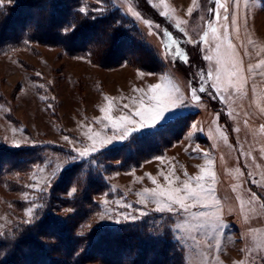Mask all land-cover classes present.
Returning a JSON list of instances; mask_svg holds the SVG:
<instances>
[{
	"label": "rangeland",
	"instance_id": "rangeland-1",
	"mask_svg": "<svg viewBox=\"0 0 264 264\" xmlns=\"http://www.w3.org/2000/svg\"><path fill=\"white\" fill-rule=\"evenodd\" d=\"M15 1L0 0V14ZM74 1L77 15L82 18L76 22L78 36L72 38L70 46L24 39V46L12 43L0 47V146L34 145L44 150L43 160L28 170L0 172V238L9 236L13 229L36 223L39 216L64 218L73 214L72 208L51 199L50 188L64 168L106 151V162L98 173L103 186L92 195L94 210L82 229H77L79 234L120 223H145L148 229H144V238L148 241L139 238L137 253L126 254L122 264L133 261L136 254H140L137 259L144 257L146 251L145 262L150 264H264V133L260 131L264 125V66L256 74L248 72V67L261 61L264 53L259 39L264 36V0H256L250 8L243 0L238 8L232 0H224L229 12L228 41L242 62L244 92L236 94L229 88L221 93L225 97L221 102L205 85L206 91L199 93V103L191 101V89L199 87L201 71L216 68L215 60L207 61L204 56L209 47H215V37H221L222 42L225 34L223 8L219 21L214 19L215 11H209L216 7L214 0H138L137 10L153 22V34L142 21L125 14L128 6L124 0ZM81 8L87 15L80 12ZM96 8L105 10L96 12ZM233 12L237 14L235 27L231 22ZM178 20L184 22L179 28ZM209 21L217 33H212ZM33 22L34 19L28 21L29 27L36 33L31 28ZM165 31L185 50L188 63L166 54ZM205 31L209 33L208 43H200ZM38 32H44V28L41 26ZM106 60L112 63L105 64ZM163 74H168L187 98L181 108L174 109L154 129L136 132L127 141H114L90 156H78V150L91 148L89 136L99 133L97 139H103L112 135L111 128H105L109 124L106 116L119 117L139 107L133 101H139L142 94L134 89H143L150 95V86L162 83ZM125 104L129 108H124ZM193 124L197 126L195 130ZM192 132L194 135L189 137ZM120 145L133 147L137 160L124 164L126 150L117 148ZM204 153L213 161L215 183L209 184L214 187L219 205L199 210L215 213L223 227L194 230L189 227L194 222L182 213L154 211L156 205L151 201L138 203L141 198L137 193L156 187L149 177L168 188L165 176L170 172V179L179 177L173 187H181L188 177L199 175L201 167L206 166ZM91 163L94 166L95 161ZM73 193L74 187H70L66 194L54 197L62 200ZM253 194L260 199L254 200ZM33 204L38 206L37 215L31 223H25L26 210ZM140 212L147 215L135 221L123 219L129 213ZM117 219L121 222L116 223ZM175 223L188 230L177 233ZM177 235L184 239L178 242ZM197 243L201 249L215 247L216 252L204 250V262L202 256H193L198 251L187 252L193 258L187 261L184 247L193 249ZM29 249L38 252L33 246ZM3 258L0 256V264ZM66 260L74 264V258ZM82 264L105 263L94 259Z\"/></svg>",
	"mask_w": 264,
	"mask_h": 264
},
{
	"label": "trees",
	"instance_id": "trees-1",
	"mask_svg": "<svg viewBox=\"0 0 264 264\" xmlns=\"http://www.w3.org/2000/svg\"><path fill=\"white\" fill-rule=\"evenodd\" d=\"M75 3L74 0L15 1L0 14V47L12 43L24 46V42L35 40L47 45L68 46L72 43L70 41H74L72 38L75 35L78 36L76 22L82 18H79V14L77 15L78 9ZM32 19L34 22L31 28L38 32L42 26L44 32L35 33L30 30L28 21ZM69 26H74L75 31L73 32ZM66 28H69V31H65ZM108 63L112 62L108 61L105 64ZM182 117L187 118L188 116L183 115ZM185 118L183 121L186 122ZM152 134L156 133L146 136L149 137ZM119 147L126 150L123 152L125 154L122 159L124 164L137 160L138 155L133 147L120 145L117 148ZM136 150L139 149L136 147ZM105 153L107 152L96 153L87 162L81 161L61 171L50 188L51 199L57 204L72 208L73 214L64 218L51 214L39 216L36 223L13 229L11 233H8L9 236L0 238V256H4L1 264H69L66 260L69 257L74 258V264H82L94 259L105 264H122L126 254L137 253L139 238L144 239L145 242L148 241L144 238V229H148L145 223H120L112 227H99L88 234H79L77 231V229H82V224L88 220L90 212L94 210L92 195L98 191L100 185L103 186L98 173L102 171L101 165L106 162L103 158ZM120 156L122 158L123 154ZM43 158L44 150L34 145L14 148L0 146V172L13 168L25 171L33 164L41 162ZM93 161H95L94 166L91 163ZM4 165L7 166L4 168ZM70 187H74L72 195L62 200L54 197L56 194H66ZM29 246H33L39 253L36 252L37 255L33 253ZM145 254L144 257L141 256L138 259L137 256L140 254H136V258L128 264H144L148 258V252L146 251ZM150 263L145 262V264Z\"/></svg>",
	"mask_w": 264,
	"mask_h": 264
},
{
	"label": "snow or ice",
	"instance_id": "snow-or-ice-1",
	"mask_svg": "<svg viewBox=\"0 0 264 264\" xmlns=\"http://www.w3.org/2000/svg\"><path fill=\"white\" fill-rule=\"evenodd\" d=\"M151 3L152 0H149ZM161 3H164V0H160ZM232 2L239 7L240 0H232ZM124 3L127 4V12L125 14H130L133 18L142 21L146 27L149 29V34H153V22L145 18L141 11L138 9V0H124ZM243 3L246 8L252 7L256 0H243ZM216 5L215 9H209V11H215L214 19L219 21L220 9L224 10V29L225 34L222 38L216 36L215 47H209L206 51L204 59L207 61L215 60L216 68L208 69L207 73L201 71L200 84L199 87H193L191 89V101L194 103L200 102L199 93H204L206 91L205 85H209L217 96L220 97L221 102L225 101V97L221 94L222 92H227L229 88H232L234 93L243 94L244 84L246 79L243 76V67L242 62L236 58V53L234 51V46L228 41V23L229 12L224 0H214ZM105 9L96 8L94 11L103 12ZM80 12L87 15V11L84 8L80 9ZM189 14H191L192 9L189 8ZM161 15H167V13H161ZM232 26L235 27L237 24V14L232 13ZM119 23V22H117ZM184 23L183 21H177L176 27L179 28L180 25ZM209 28L212 33H217V28L212 25V21L208 22ZM72 31H75L74 26H69ZM160 25H155V28H159ZM69 28H66L65 31H68ZM209 33L205 31L201 36L200 43H208ZM163 38L167 40L166 43H163V47L167 55L173 57V59H182L184 63H188L187 54L184 49L178 46V42L172 38L171 33L165 31L163 33ZM192 42V41H190ZM251 42V41H250ZM224 44L227 47H224ZM175 46V47H173ZM264 66V60L259 61L254 67L249 66L248 72L256 74L257 70L261 69ZM264 75V73H261ZM162 83H158L150 86L149 93L150 95L145 94L143 89H134V91L140 92L141 98L139 101H133L138 103L139 107H136L134 110H131L128 113H124L119 117H110L106 116L105 118L109 120V124L105 128H111L112 135L105 136L103 139H97L99 133L95 136H89L88 139L92 141L91 148H85L83 151L78 150V156L84 158L90 156L93 152H99L102 148L113 143L114 141H127L132 138L133 134L140 132L142 130H150L158 127L161 122L168 119V116L172 114L174 109L181 108L186 102L187 98L182 94L180 88L175 84L174 80L168 75L163 74ZM254 94H255V90ZM107 99V98H105ZM228 100H231V96L227 97ZM124 108H129V105H123ZM101 112H106V109H101ZM102 122V121H101ZM215 123V121H214ZM247 123V122H245ZM196 125L193 124L192 128L195 130ZM202 130V129H201ZM239 131V129H235ZM260 131L264 133V125L260 126ZM194 135V132L189 133V137ZM221 136L223 133L221 132ZM67 140L68 138L65 137ZM226 140V138H225ZM99 143L100 147H97ZM196 149H194L195 151ZM206 158L208 157L207 153L203 154ZM245 155V153H242ZM73 160L76 157L72 158ZM157 159H162L157 157ZM213 161L210 158H207L206 166L201 167L200 174L194 177H188L185 181L182 182L181 187H173L176 181L179 180V177L172 176L170 172L169 175L165 176V181L168 184V188H164L157 184L155 179H151V182L156 185L152 189L145 188L142 192L137 193V196L141 199L138 200V203H144L145 201H151L156 205L154 211L157 212H169V213H182L183 216H187L194 223L190 224L189 227L194 230H199L205 226H214V227H223V224L219 223V217L215 213H208L205 211H200L199 209L203 208H217L219 201L217 200L214 192V187L209 184V181L212 184L215 183V173L211 170ZM163 174V173H161ZM187 176V173H185ZM31 186V185H30ZM38 187V185L36 186ZM43 191L44 189H40ZM235 190V189H234ZM253 199H260L253 194ZM264 203V200L261 201ZM126 207H131V205H125ZM37 205L33 204L26 210L25 215L28 219L25 223H31L33 218L37 215ZM193 209H197L193 211ZM147 215V213L140 212L139 215H128L123 216L124 220L135 221L140 218V216ZM121 220L117 219L116 223H120ZM188 229L185 228L183 224L175 223L174 231L177 233L184 232ZM176 239L178 242L184 239L183 236L177 235ZM195 240V237H193ZM243 264V262H242Z\"/></svg>",
	"mask_w": 264,
	"mask_h": 264
},
{
	"label": "crops",
	"instance_id": "crops-1",
	"mask_svg": "<svg viewBox=\"0 0 264 264\" xmlns=\"http://www.w3.org/2000/svg\"><path fill=\"white\" fill-rule=\"evenodd\" d=\"M260 37V36H259ZM261 41H262V44L264 45V36H261L260 38H259ZM261 60H264V53H263V55L261 56ZM227 231V229H226V227H225V232ZM196 244V243H195ZM196 247V248H195ZM193 249L192 248H188V247H184V249H185V251H184V254H185V256L187 257L186 259H187V261H192L193 260V258L192 257H188L189 256V254L187 255V252H193L194 250L195 251H198V252H196L195 254H193V256H202V258H203V262H204V260L206 259L205 257H204V250H209V251H213L214 250V248L211 250V249H208V247H204V248H200V246L198 245V243H197V245L195 246ZM189 249V250H188ZM188 250V251H187ZM215 251V250H214ZM216 252V251H215ZM213 255V254H212ZM193 263V262H192Z\"/></svg>",
	"mask_w": 264,
	"mask_h": 264
}]
</instances>
